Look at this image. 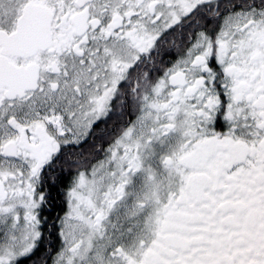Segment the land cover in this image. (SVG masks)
I'll return each mask as SVG.
<instances>
[{"label": "snow or ice", "instance_id": "obj_1", "mask_svg": "<svg viewBox=\"0 0 264 264\" xmlns=\"http://www.w3.org/2000/svg\"><path fill=\"white\" fill-rule=\"evenodd\" d=\"M0 264H264V0H0Z\"/></svg>", "mask_w": 264, "mask_h": 264}]
</instances>
